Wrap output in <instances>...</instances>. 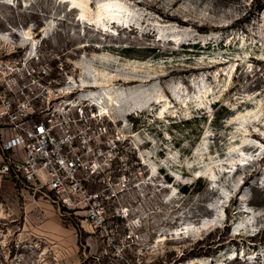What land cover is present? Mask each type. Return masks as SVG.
<instances>
[{"label": "rangeland", "instance_id": "374dc122", "mask_svg": "<svg viewBox=\"0 0 264 264\" xmlns=\"http://www.w3.org/2000/svg\"><path fill=\"white\" fill-rule=\"evenodd\" d=\"M98 1L128 7L120 13L123 36L102 39L69 1L0 0V59L37 47L66 84L67 74L79 76L76 61L84 55L91 67L138 78L142 89L163 95L153 112H132L126 129L109 115L96 121L122 136L128 163L118 198L108 205L116 241L103 240L85 214L60 209L46 189L0 177V264H264V0H88L86 12ZM45 25L52 31L46 38ZM29 27L34 48L22 35ZM68 86L75 100L94 102ZM241 150L248 160L263 156L224 174L223 160L239 159ZM204 222L209 226L199 230Z\"/></svg>", "mask_w": 264, "mask_h": 264}, {"label": "built area", "instance_id": "2783aa9c", "mask_svg": "<svg viewBox=\"0 0 264 264\" xmlns=\"http://www.w3.org/2000/svg\"><path fill=\"white\" fill-rule=\"evenodd\" d=\"M69 77L62 84L61 70L37 47L0 59V177L46 189L113 244L107 213L127 175L123 139L96 124L95 105L70 96Z\"/></svg>", "mask_w": 264, "mask_h": 264}, {"label": "bare ground", "instance_id": "6f19581e", "mask_svg": "<svg viewBox=\"0 0 264 264\" xmlns=\"http://www.w3.org/2000/svg\"><path fill=\"white\" fill-rule=\"evenodd\" d=\"M62 1L63 2H68V1L71 2V6L73 9H76L77 6H81L83 8V11L81 12V17H80L82 24L94 27V32L96 34L103 35V37L100 36L102 39H106L107 36H112V37H117V38L123 36L122 32L125 31L127 25H124L126 23L122 21V19H124V18H121L122 15L120 13L128 11V7H126L125 4L123 5L121 2L111 3V2H107V1L104 3H101V1H98L99 5L97 6V9L94 12L88 13L85 10V6H88V0H62ZM82 8H81V10H82ZM88 9H89V7H88ZM123 16H124V14H123ZM105 20H107V22ZM100 21H102L101 26L99 25ZM116 22L117 23L119 22L120 25H122V26H119V27L116 26V24H115ZM128 26L130 28H132V31L139 30L143 34H147V35L151 34L152 35L151 31H149V32L143 31L142 29H140V27L138 25H136V23H134V24L129 23ZM23 32H24V34H22L23 39L27 40L28 43L32 44V46L34 48L35 45L37 44V41L35 39L33 27H29V28L23 30ZM41 32L43 33V37L46 38L49 36L50 32H52V31H50V26L45 25ZM21 33H22V31H21ZM153 33H155V31ZM0 36H4V34H2ZM6 39L10 40L9 35L6 37ZM86 45L87 44H84V46H86ZM108 56L109 55L106 54V55H104V58L107 59ZM85 57L86 56L83 55V59L76 61L78 67L80 68V73H79V76L77 78H75L73 76L70 77V79L68 80V83H69L68 88L70 89L71 86L78 87L77 90L81 93V98H90L91 100H93L94 102L92 104L99 108L101 115L102 114L109 115L111 117L112 121H114V123L119 124V125L121 124V128L126 129L127 125H129L128 124L129 115L132 112L146 111V110H150L153 112L154 108L156 109L157 106H160L163 95H158V94L155 95L156 93H155L153 88L142 89L137 84L138 83L137 81H139L138 78L129 79L126 76H123L122 72L121 73H111L108 70L107 66H104L102 68H97V67H94L92 65V67H91L87 63V61L85 60ZM96 70H98V71H96ZM232 70H234V69H232ZM118 72H120V71H118ZM174 72H175V70H170L166 73H163L162 78H167L171 74H173ZM229 77L231 78L232 74H229ZM120 80H121V84H119L117 82ZM133 82H134V84H133ZM170 86L171 85H168L166 89L170 94H172L173 88ZM128 88H130V90ZM200 100H201V98H200ZM201 102L202 101H200L198 103V105H200ZM179 103L181 105H185L187 108L189 107V103H187L186 101H183V102L179 101ZM168 104H169V102H168ZM166 107H167V105H164L163 107L158 108L159 113L162 116H165ZM182 107H184V106H182ZM152 112H151V114H152ZM242 143H243V145L247 144L245 141H242ZM141 156H142L143 162L146 164V166H150L149 165L150 159L145 154H142ZM262 156H263V152L260 154V156L258 157L257 160L252 161L250 159L248 160L245 152L242 151L241 157L239 159H235V160H238L236 162H234L235 160L232 158H230V159L228 158L227 161L223 160V162H222L223 166L222 167H223L224 174L232 173L233 175H235L238 172V170H236L237 166L241 165V166H243V168L246 169V167H248L247 161L251 162V164H255L256 162H259V160H261ZM149 170H150L151 175H152L151 177H154L157 175V166L155 164H151V167ZM196 173H197V176H202L203 172L199 171ZM176 176L179 177V175H176ZM245 185H246L245 180L240 182L236 187V192L237 193L241 192ZM177 193H178L177 189L172 188V193L170 194V196H176ZM221 197H223V196L221 195ZM239 200H240V205H245V202L247 201L246 195L242 194V196L239 198ZM242 211H245V210H242ZM200 224H201V227H199V230L203 229V228H207L209 226V223H207V222L200 223ZM184 228H186L185 229L186 231L184 230L186 232V234H189L190 233L189 228L187 226H185ZM159 240H164V239L160 238Z\"/></svg>", "mask_w": 264, "mask_h": 264}]
</instances>
